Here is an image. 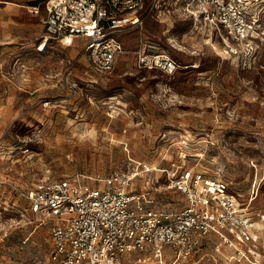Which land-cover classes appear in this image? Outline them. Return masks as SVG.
<instances>
[{"label": "rangeland", "instance_id": "1", "mask_svg": "<svg viewBox=\"0 0 264 264\" xmlns=\"http://www.w3.org/2000/svg\"><path fill=\"white\" fill-rule=\"evenodd\" d=\"M44 1L0 0V264L54 261L52 219L31 211L17 187L75 171L107 174L128 157L160 168L175 159L223 177L258 219V254L231 259L213 237L184 260L124 264H264V42L248 62L193 20L154 14L119 34L123 54L112 71L97 73L82 39L42 42L43 16L28 7ZM140 36L171 54L176 72L138 68ZM133 182L154 191L155 209L185 203L160 170Z\"/></svg>", "mask_w": 264, "mask_h": 264}, {"label": "built area", "instance_id": "2", "mask_svg": "<svg viewBox=\"0 0 264 264\" xmlns=\"http://www.w3.org/2000/svg\"><path fill=\"white\" fill-rule=\"evenodd\" d=\"M42 8V42L51 37L71 45L82 39L81 51L97 73L112 71L123 54L119 34L142 28L154 14L161 21L193 20V29L218 37L225 50L248 62L264 42V0H45L28 10ZM134 54L138 68L170 75L179 67L159 43L142 36ZM158 170L167 188L183 194L178 210L155 209L154 191L133 182ZM17 190L31 211L52 219L54 261L49 264H124L131 257L162 263L167 255L184 260L213 237L216 248L232 250L231 259L258 254L252 244L258 219L249 202L240 200L223 177L179 160L160 168L128 157L107 174L75 171Z\"/></svg>", "mask_w": 264, "mask_h": 264}, {"label": "crops", "instance_id": "3", "mask_svg": "<svg viewBox=\"0 0 264 264\" xmlns=\"http://www.w3.org/2000/svg\"><path fill=\"white\" fill-rule=\"evenodd\" d=\"M10 3H13V2H10ZM32 5H35V4H32ZM37 5H40V4H37ZM42 5V4H41ZM31 13V12H30ZM32 15H35V16H37V15H40V14H42V16L44 17V10H43V8L40 10V12L39 13H31ZM43 19V18H42ZM42 33H41V35L43 36L44 35V32H45V30H44V23H43V20H42ZM59 39V38H58ZM64 44V43H63ZM73 44H74V40H73V42H72V46H73ZM46 45V44H45ZM65 45V44H64ZM67 46V45H66ZM42 50V49H41ZM38 51H40V50H38ZM4 116H7V117H9L10 115H11V111L10 110H5V112H4V114H3Z\"/></svg>", "mask_w": 264, "mask_h": 264}, {"label": "bare ground", "instance_id": "4", "mask_svg": "<svg viewBox=\"0 0 264 264\" xmlns=\"http://www.w3.org/2000/svg\"><path fill=\"white\" fill-rule=\"evenodd\" d=\"M44 43V42H43ZM42 44V43H41ZM37 49H39V50H41V49H43V46H39V47H37Z\"/></svg>", "mask_w": 264, "mask_h": 264}]
</instances>
